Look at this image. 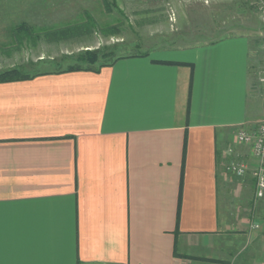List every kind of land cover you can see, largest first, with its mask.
Returning <instances> with one entry per match:
<instances>
[{"label":"crops","instance_id":"obj_1","mask_svg":"<svg viewBox=\"0 0 264 264\" xmlns=\"http://www.w3.org/2000/svg\"><path fill=\"white\" fill-rule=\"evenodd\" d=\"M158 1L111 0L130 15ZM100 3L0 0V44L100 49ZM176 23L97 72L0 83V264H264V198L225 170L257 164L236 137L264 120L263 34Z\"/></svg>","mask_w":264,"mask_h":264},{"label":"rangeland","instance_id":"obj_2","mask_svg":"<svg viewBox=\"0 0 264 264\" xmlns=\"http://www.w3.org/2000/svg\"><path fill=\"white\" fill-rule=\"evenodd\" d=\"M25 1L28 2L29 0ZM99 1L102 2L98 8L99 12L101 14L104 12L105 15L103 14L100 24L96 26L98 28L95 30L97 36L94 38L99 41L100 49L108 54L105 57L106 60H114L124 55L150 49L157 38L156 35L152 34L153 30L158 32H165L167 29L174 30L178 18H181L183 25L188 26L190 24L192 28H199L200 33L209 35L206 37L208 41L218 39L228 33L236 34L248 30L263 34V38L259 37L258 39L262 41L259 46L261 59L259 78H264V16L261 13L264 0H159L156 11H147L149 7L144 5L141 14L136 15L127 14L128 12L120 13L117 7L112 5L111 0ZM105 1L109 4L108 11H103L108 5L105 4ZM26 5L29 6L30 4ZM109 24H116V27L106 31L105 25ZM102 29H105L103 33ZM101 33L105 36H102ZM83 39L90 42L88 37ZM201 39L203 38H198L200 41ZM39 40L42 39L33 36L29 39L24 37V42L20 43L21 46L16 47V49L10 47L14 43L11 44L8 40L0 44V73L15 68H21L30 74L66 69V67L74 64L73 57L80 54L76 52L82 41L78 37L62 40L59 42L60 44H52L51 42V45L47 44L46 40L44 42V39L43 41ZM50 49L53 52L49 53H54L57 56L56 60L64 59L63 62L54 64L49 59L41 61L45 57L38 58L40 51L48 52ZM261 84L263 83L261 82ZM260 108L259 112L264 111L262 106ZM249 161L251 160L249 159ZM245 162L248 165L252 164L248 160ZM230 177L233 178L234 184L240 182L246 185L248 179L247 176L231 175Z\"/></svg>","mask_w":264,"mask_h":264},{"label":"built area","instance_id":"obj_3","mask_svg":"<svg viewBox=\"0 0 264 264\" xmlns=\"http://www.w3.org/2000/svg\"><path fill=\"white\" fill-rule=\"evenodd\" d=\"M261 10L264 13V2ZM261 82L264 84V78L261 79ZM236 140L240 145L251 148L257 163L256 167L251 168L244 160L234 158L226 163L225 170L234 176L245 177L250 175L255 182L256 197L264 198V120L253 132H238ZM231 152L233 151L231 150Z\"/></svg>","mask_w":264,"mask_h":264},{"label":"trees","instance_id":"obj_4","mask_svg":"<svg viewBox=\"0 0 264 264\" xmlns=\"http://www.w3.org/2000/svg\"><path fill=\"white\" fill-rule=\"evenodd\" d=\"M106 55L108 54L103 52L101 49L85 51L73 57L75 60L74 64H71L70 66L66 67V69H60L55 72H69L77 70H88L97 72L102 67L107 66L113 62V60H106ZM39 74H43V72L30 74L23 71L21 68L6 70L0 73V83L25 80Z\"/></svg>","mask_w":264,"mask_h":264}]
</instances>
